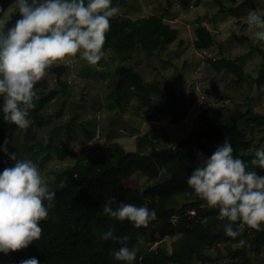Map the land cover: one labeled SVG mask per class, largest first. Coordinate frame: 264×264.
<instances>
[{
  "label": "trees",
  "instance_id": "obj_1",
  "mask_svg": "<svg viewBox=\"0 0 264 264\" xmlns=\"http://www.w3.org/2000/svg\"><path fill=\"white\" fill-rule=\"evenodd\" d=\"M179 1L184 6H190L192 2ZM216 2L222 11L221 0ZM11 7L12 0H0V8L5 9V13ZM248 9H253L252 0L242 2L231 9L230 14L240 18ZM15 18L13 8L5 25L14 23ZM195 34L194 46L198 51L209 50L215 44L214 36L207 27L196 26ZM177 39V29L172 28L163 17L151 15L133 20L117 15L110 20L104 44L106 55L98 62L105 69L101 74L109 76L108 109L114 113L115 105L121 106L123 99L134 98L144 111L150 127L136 138L134 152H128L113 142L103 155L86 158L79 157L73 147L62 142L64 148L59 150V160L71 158L72 161L70 166L60 171H52L57 179L47 182L56 192L55 207L51 209L49 218L40 222L43 229L41 238L26 249L8 256L0 254V264H18L26 257H36L39 264H123L112 255L120 245L111 240L98 239L99 233L110 225H114L117 236L128 235L129 240L142 242L136 245L138 252L133 264H254L264 255V227L260 230L246 227L236 238L226 236L223 228L228 221L217 219L218 209L202 207L205 202L186 183L187 176L199 163L197 153H203L204 157L211 155L226 137L233 146V155L250 162L256 142L254 128L264 127V113L257 112L254 103L249 102L245 112L236 113L232 121L223 122L210 118L211 109L204 110L191 136L183 139L179 147L167 148L170 134L155 122L169 119L173 125L183 123L188 112V108L182 106L183 95L163 90L155 99L152 93L155 84L147 81L134 65L126 64L134 56L140 60L153 59ZM207 60L217 73L233 75L239 90L245 87L259 89L264 85V64L255 78L238 61ZM67 70L68 66L61 64L51 69L56 75L53 88L47 81L37 82V98L35 107L30 110L28 128L19 129L3 120L0 122V145L7 138L9 151L15 152L18 159L30 158L44 169L46 162L39 163L38 160L49 149L35 141L34 132L50 128L51 122L73 108L65 100L74 88L63 80ZM88 74L93 73L88 70ZM60 96L64 99L63 103L55 105L57 108L51 111V106ZM72 128L70 125L67 131ZM260 142L264 143V137L260 138ZM12 165L13 161L0 151V171ZM128 169L133 175L139 174L149 181L167 178L158 185L127 192L125 177ZM256 171L264 175V170L257 168ZM109 196L115 197L117 203L147 204L150 209H155L156 219L139 229L128 221H113L101 214L102 202ZM168 238L176 244L179 252L177 259L169 255L163 242L160 243ZM240 239L245 240L243 246L238 243ZM222 244L223 248L220 247Z\"/></svg>",
  "mask_w": 264,
  "mask_h": 264
},
{
  "label": "clouds",
  "instance_id": "obj_2",
  "mask_svg": "<svg viewBox=\"0 0 264 264\" xmlns=\"http://www.w3.org/2000/svg\"><path fill=\"white\" fill-rule=\"evenodd\" d=\"M16 18L5 25V9L0 8V115L6 124L29 127L30 110L35 107V85L57 62L73 57L96 65L106 55L104 49L110 20L120 13L113 0H12ZM247 30L264 42V14L249 9L244 18ZM5 138L0 151L13 161L0 171V254L28 248L41 238L40 222L55 207L56 192L46 182L41 168L30 158L18 159ZM226 137L211 155L198 152L199 163L186 183L205 203L218 209L217 219H226L223 231L236 238L244 229L264 227V145L256 148L250 162L233 155ZM101 214L113 221H128L137 229L156 219L155 209L119 202L109 196ZM98 239L120 246L112 252L116 261L133 264L138 248L129 246L128 235L117 236L114 225L99 233ZM139 239V237H137ZM243 246L244 239L238 240ZM18 264H39L26 257Z\"/></svg>",
  "mask_w": 264,
  "mask_h": 264
},
{
  "label": "rangeland",
  "instance_id": "obj_3",
  "mask_svg": "<svg viewBox=\"0 0 264 264\" xmlns=\"http://www.w3.org/2000/svg\"><path fill=\"white\" fill-rule=\"evenodd\" d=\"M244 1L246 0H221V11V6L216 0H192L190 6L182 5L179 0H113V5L120 7L119 16L133 20L151 15L163 17L178 31L177 41L153 59L140 60L138 56H134L126 63L134 65L147 81L155 84L152 89L155 99L163 90L176 91L183 95L182 106L188 108L183 123L173 125L169 123V119L155 122L158 127L166 128L170 134L167 148L179 147L183 139L191 136L198 127L204 110L211 109L210 118L223 122L232 121L236 113L245 112L249 102L254 103L257 112L264 113V85L259 89L250 90L245 87L239 90L235 86L233 75L227 72L217 73L207 60L238 61L247 73L255 78L259 76L264 64V42L256 40L254 34L247 30L244 18L249 9L240 18H234L230 14L231 9ZM252 1L253 9L264 14V0ZM12 12L11 7L5 13V22ZM198 25L207 27L214 36L215 44L209 50L198 51L194 46L195 27ZM59 64L68 66L63 80L74 88L71 96L65 100L69 101L73 108L65 112L60 119L51 122L50 128L34 132L35 141L49 149L48 153L42 154L38 160L39 163L46 162L45 169L40 167L46 182L57 179L52 171H60L71 164V158L59 160V150L64 148L62 142L73 147L79 157L86 158L103 155L108 145L113 142L120 144L128 152H134L136 138L146 133L150 127L144 111L134 98L123 99L121 106L115 105L116 112L110 113L106 103L109 76L101 74L105 69L99 63L88 65L73 57L68 63L53 64L40 81H47L51 88L55 87L56 75L51 69H55ZM88 70L93 74H88ZM63 100L61 96L58 97L50 110L57 108ZM71 116L74 117L73 120L70 119ZM70 125L73 128L68 132ZM51 129L57 134H52ZM254 129L256 142L254 141L253 153L256 148L264 145L260 142V138L264 137V127ZM133 174L130 169L126 172L127 192L158 185L167 178L149 181L144 176ZM162 242L167 246L169 255L177 259L179 252L176 244L171 239L169 241V238L160 241ZM141 243L132 239L128 241L130 246ZM220 247L223 248L224 244ZM254 264H264V255Z\"/></svg>",
  "mask_w": 264,
  "mask_h": 264
}]
</instances>
